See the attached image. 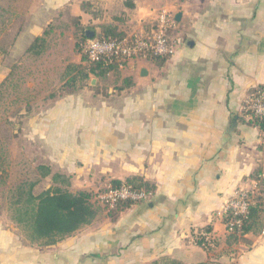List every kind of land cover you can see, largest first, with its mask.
<instances>
[{
	"label": "crops",
	"instance_id": "obj_1",
	"mask_svg": "<svg viewBox=\"0 0 264 264\" xmlns=\"http://www.w3.org/2000/svg\"><path fill=\"white\" fill-rule=\"evenodd\" d=\"M40 1L0 0L5 16L25 17L20 34L32 37L24 51L42 32L36 27ZM43 1L69 6L83 27L88 22L98 31L111 24L124 34L144 31L165 10L178 43L170 56L89 74L81 88L58 93L46 107L52 160L69 162L70 191L92 192L96 215L49 245L32 243L0 217V264H150L160 257L184 264H264L261 229L229 244L222 222L233 193L243 189L254 196L264 180V138L242 114L248 93L264 86V0ZM84 1L95 15L81 9ZM256 172L260 180L252 177ZM130 176L147 181L152 194L108 211L99 194L112 180ZM206 226L212 248L196 242Z\"/></svg>",
	"mask_w": 264,
	"mask_h": 264
},
{
	"label": "rangeland",
	"instance_id": "obj_2",
	"mask_svg": "<svg viewBox=\"0 0 264 264\" xmlns=\"http://www.w3.org/2000/svg\"><path fill=\"white\" fill-rule=\"evenodd\" d=\"M41 1L36 11L37 30L42 31L49 22L54 27L47 41V49L39 58H33L24 51L32 37L27 31L20 34L25 17L13 18L0 12V56L3 53L6 57H0V217L12 223L9 197L16 184L23 180H36L39 164H49L53 172H62L66 177L70 169L69 162L62 164L59 160H52L51 148L46 141L44 117L46 107L55 102L59 93L57 87L64 80L66 67L78 63L82 55L81 51L75 49L78 28L69 6L52 8ZM163 12L167 11L161 10L149 25ZM85 24L91 33V26L88 22ZM141 33L143 31L125 35ZM171 35L173 39L178 38L176 33L172 32ZM83 64L84 61L78 65ZM126 65L117 68L124 69ZM52 92L56 94L50 98ZM52 184L50 177L43 178L34 192L38 193ZM71 186L72 182L69 190ZM19 229L23 233L21 227Z\"/></svg>",
	"mask_w": 264,
	"mask_h": 264
},
{
	"label": "trees",
	"instance_id": "obj_3",
	"mask_svg": "<svg viewBox=\"0 0 264 264\" xmlns=\"http://www.w3.org/2000/svg\"><path fill=\"white\" fill-rule=\"evenodd\" d=\"M81 9L91 13V5L89 2H82ZM93 15L95 13L92 12ZM75 26L77 34L75 35V49L82 52L81 60L85 64H68L65 69L63 83L59 87V93H69L83 86L82 82L88 79L89 74L94 76H102L110 70L116 69V65H104L101 62H91L83 53L82 48L86 39L91 37L107 38L121 37L124 33L118 32L111 24H100L99 30L96 31L91 26V33L86 27L80 23V18L76 17ZM53 23L49 22L46 27L38 34L28 45L26 54L38 57L47 49V41L53 31ZM146 26L145 30H148ZM92 34V35H91ZM171 34V33H170ZM145 58L159 59L163 56L149 55ZM61 91V92H60ZM56 93H51L49 97H54ZM259 125L262 126V123ZM38 177L36 180H23L16 184L10 191V218L23 230L24 236L32 243L40 245H49L72 235L82 226L89 224L96 215V210L92 203L94 194L88 190H80L72 192L68 189L69 181L63 174L52 172L51 168L46 164L37 166ZM46 177H50L52 184L44 188L38 193L34 189L38 182ZM255 180H260L258 172L252 175ZM122 185L128 186L130 189L140 192L144 191L150 196L152 187L149 183L138 176L126 177L123 181L112 180L109 188H117ZM262 189L260 192L252 195L247 206L246 213L243 215H234L233 211L227 209L222 212V222H233V231L228 234L227 242L232 244L237 241L240 236L246 233H257L264 223V180H261ZM135 201L126 199L116 202L114 207L108 208V211L121 210ZM236 221H240L237 224ZM210 227L206 226L202 229L204 232H210ZM196 242L203 246L204 238L199 235ZM150 264H184L183 262L170 259L168 257H160Z\"/></svg>",
	"mask_w": 264,
	"mask_h": 264
},
{
	"label": "built area",
	"instance_id": "obj_4",
	"mask_svg": "<svg viewBox=\"0 0 264 264\" xmlns=\"http://www.w3.org/2000/svg\"><path fill=\"white\" fill-rule=\"evenodd\" d=\"M175 21L167 12L161 13L156 21L149 25L141 35H124L121 37L86 39L83 44V53L91 62H101L104 65H116L118 68L131 60L145 58L149 55L167 57L174 53L177 39H173L170 33L174 30ZM242 114L250 121L260 127L262 138H264V86H255L248 93L242 103ZM262 123V126L259 125ZM252 193L243 189L236 190L227 200L223 211L230 209L234 215L246 213ZM100 200L108 208L114 207L119 200L141 201L148 198L144 191L136 192L126 185L117 188H108L100 195ZM237 224L240 221H236ZM225 230L229 234L233 231V222L224 223ZM261 235L264 236V223L261 228ZM204 238L203 246L214 247V237L211 232H200Z\"/></svg>",
	"mask_w": 264,
	"mask_h": 264
},
{
	"label": "water",
	"instance_id": "obj_5",
	"mask_svg": "<svg viewBox=\"0 0 264 264\" xmlns=\"http://www.w3.org/2000/svg\"><path fill=\"white\" fill-rule=\"evenodd\" d=\"M175 19H176V20H179V19H180V13H176V15H175ZM91 35H92V34H91ZM141 72H144V69H143Z\"/></svg>",
	"mask_w": 264,
	"mask_h": 264
}]
</instances>
